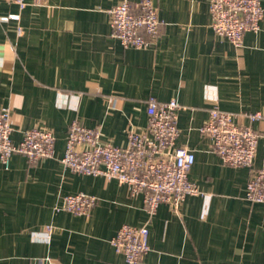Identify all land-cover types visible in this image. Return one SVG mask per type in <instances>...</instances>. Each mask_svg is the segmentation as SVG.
Instances as JSON below:
<instances>
[{"label":"crops","instance_id":"obj_1","mask_svg":"<svg viewBox=\"0 0 264 264\" xmlns=\"http://www.w3.org/2000/svg\"><path fill=\"white\" fill-rule=\"evenodd\" d=\"M122 1L26 0L20 9L0 0V109L11 110L12 139L19 144L33 128L56 137L52 158L31 163L16 154L9 170L0 163V264H126L111 244L126 224L149 228L141 264H264V204L246 199L251 171L224 165L200 133L216 107L243 125L246 114H262L254 169L262 166L264 20L236 48L212 30L211 0H152L159 38L124 48L109 14ZM151 99L180 105L177 147L195 154L190 180L201 194L179 213L162 204L150 216L142 194L61 162L73 122L99 127L103 144L125 148L130 131L147 128ZM81 193L98 199L88 217L61 209Z\"/></svg>","mask_w":264,"mask_h":264},{"label":"built area","instance_id":"obj_2","mask_svg":"<svg viewBox=\"0 0 264 264\" xmlns=\"http://www.w3.org/2000/svg\"><path fill=\"white\" fill-rule=\"evenodd\" d=\"M24 9L26 0H10ZM211 28L219 37L226 38L241 48L245 34L258 33L264 20L263 0H211L209 4ZM112 36L124 48L143 49L153 45L160 36L162 21L152 0H141L134 7L129 0L109 10ZM18 35L23 30L18 28ZM180 105L171 100L166 103L151 99L147 106L148 124L143 132L130 131L125 148L103 144L99 127L89 128L75 121L66 137V149L61 160L72 172L92 177H103L127 185L131 194H142L147 212L154 216L162 204L175 212L190 196L201 194L190 180L195 154L187 147H177L180 132L177 126ZM248 125L239 124L235 115L214 108L200 133L208 138L212 151L224 165L243 167L251 171L246 186V199L264 204V160L254 169L260 135L254 124L262 114L245 115ZM11 110L0 109V163L9 170L11 159L20 154L31 163L52 158L56 137L46 128H33L23 133L19 144L12 139ZM98 199L87 194L64 198L62 210L76 216L88 217ZM51 232L47 227L44 232ZM42 233V229L37 234ZM150 231L147 226L123 225L111 244L125 258L126 264H141L151 251ZM39 264H55L45 259Z\"/></svg>","mask_w":264,"mask_h":264}]
</instances>
